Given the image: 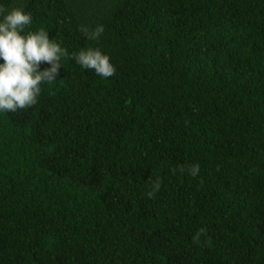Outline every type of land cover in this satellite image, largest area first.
<instances>
[{
	"label": "trees",
	"instance_id": "obj_1",
	"mask_svg": "<svg viewBox=\"0 0 264 264\" xmlns=\"http://www.w3.org/2000/svg\"><path fill=\"white\" fill-rule=\"evenodd\" d=\"M19 3L69 56L0 112V264H264V0Z\"/></svg>",
	"mask_w": 264,
	"mask_h": 264
},
{
	"label": "clouds",
	"instance_id": "obj_2",
	"mask_svg": "<svg viewBox=\"0 0 264 264\" xmlns=\"http://www.w3.org/2000/svg\"><path fill=\"white\" fill-rule=\"evenodd\" d=\"M32 23L30 13L24 11V4H14L6 8L0 6V112H16L27 109L37 103L40 85L51 82L59 75L61 57L69 56L66 49L49 39L43 29L26 31ZM79 30L89 41L98 40L104 33V26L94 28L80 25ZM73 59L83 69L93 70L101 78H110L116 74V67L110 57L99 48H82L71 53ZM41 64L49 67L40 70ZM173 173L176 169L172 170ZM179 171H188L193 177L198 175L199 165H192ZM161 187L157 180L146 193L154 198ZM203 229L193 237L194 242L203 233Z\"/></svg>",
	"mask_w": 264,
	"mask_h": 264
}]
</instances>
